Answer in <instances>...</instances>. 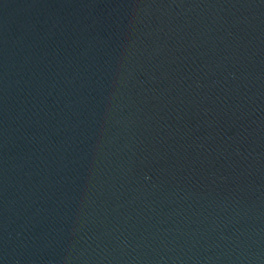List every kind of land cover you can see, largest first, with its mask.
I'll return each instance as SVG.
<instances>
[{
    "label": "water",
    "instance_id": "95a60500",
    "mask_svg": "<svg viewBox=\"0 0 264 264\" xmlns=\"http://www.w3.org/2000/svg\"><path fill=\"white\" fill-rule=\"evenodd\" d=\"M0 264H264V0H0Z\"/></svg>",
    "mask_w": 264,
    "mask_h": 264
}]
</instances>
